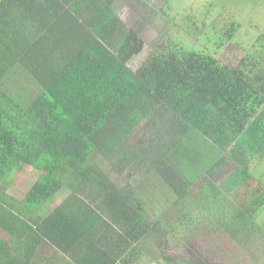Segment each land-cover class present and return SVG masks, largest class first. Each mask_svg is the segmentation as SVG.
I'll return each instance as SVG.
<instances>
[{
  "label": "trees",
  "instance_id": "16d2710c",
  "mask_svg": "<svg viewBox=\"0 0 264 264\" xmlns=\"http://www.w3.org/2000/svg\"><path fill=\"white\" fill-rule=\"evenodd\" d=\"M125 1L0 0V264H135L156 232L171 260L159 187L183 221L187 206L232 239L264 233V174L246 160H264V31L244 47L239 15L178 26L158 0L149 14L175 33L133 70ZM230 43L236 64L218 58ZM25 167L18 199L5 183Z\"/></svg>",
  "mask_w": 264,
  "mask_h": 264
},
{
  "label": "rangeland",
  "instance_id": "374dc122",
  "mask_svg": "<svg viewBox=\"0 0 264 264\" xmlns=\"http://www.w3.org/2000/svg\"><path fill=\"white\" fill-rule=\"evenodd\" d=\"M157 1L128 0L123 3V9L119 11L123 21L143 41L141 53L134 57L131 62L133 70L137 69L155 50L158 41L166 35L175 33V28L173 29L171 26L173 24H168L166 17L156 16L152 12L153 16L149 14V9L156 8ZM160 2V6H163V2L161 0ZM210 2L216 4L214 10L208 7ZM244 3L245 5L243 3L236 5L230 3L229 0H170L166 10L170 11L171 22L178 26H181V23L185 26L186 18H192L199 24L203 22L206 26L214 21L225 25L230 14L239 15L237 19L243 22V31L238 34L236 40L240 43L243 42L245 47L255 43V36L264 31V0H245ZM221 4H225L224 7ZM219 14L223 15L219 16ZM255 24L259 27L255 28ZM161 30H165L162 35H160ZM180 32H182V28ZM190 41L195 43V39L190 38ZM196 43L198 47H202L205 43V37L201 34ZM237 56L241 57L242 53L236 44L230 43L222 48L218 58L236 64L239 62ZM10 82L15 86L21 85L19 79H12ZM145 130L146 127L141 128L140 132ZM246 160L249 173L264 174V160L258 161L248 154ZM121 166L122 164H120L119 169ZM35 177L32 169L28 167L23 168L21 172L14 173L6 180L7 194L18 199L21 198L29 191L33 185L30 181H32L31 179L36 180ZM158 192L161 200L155 205L153 204V211L155 212L153 215L159 217L164 232L170 233V241L165 245L164 257L171 260L158 261L156 254L158 249L153 245L156 243L155 239L161 237V232H156L155 239L144 245V252H140V258H142H139L140 261L135 262V264H264V233L251 239H232L221 225L205 217L207 212L196 214L187 206L184 207V211L186 215L188 214L186 217L188 220L183 221L185 217L179 218L183 206L175 205L173 199L161 187H159ZM61 200L62 197L51 201L50 206H56ZM200 207L205 209L204 206ZM150 215L153 218L152 214ZM260 223L261 226H264V213Z\"/></svg>",
  "mask_w": 264,
  "mask_h": 264
}]
</instances>
